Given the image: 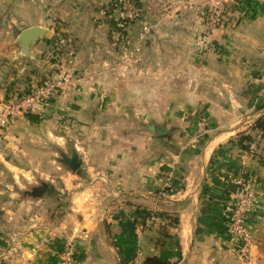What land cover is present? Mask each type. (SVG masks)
I'll return each mask as SVG.
<instances>
[{
    "label": "crops",
    "instance_id": "obj_1",
    "mask_svg": "<svg viewBox=\"0 0 264 264\" xmlns=\"http://www.w3.org/2000/svg\"><path fill=\"white\" fill-rule=\"evenodd\" d=\"M245 1L239 9L227 13L221 26L209 35L207 52L196 54L197 61L187 75L194 80L188 108L204 109L210 119L206 121L197 114L190 121L177 124L181 129L175 132L171 144L165 137L158 141L149 138L138 153L127 147L120 160L109 158V169L85 167L86 183L65 182L64 189L73 192L69 209L78 212L77 222L65 218L53 228L55 224L46 219L44 210L49 200L24 197L18 178L29 169L13 167L3 154L7 160L12 154L22 158L20 147L26 143L29 153L26 151L24 158L33 160V144L40 141L34 131L40 128L25 114L12 122L7 135H0V233L7 238L11 231L18 241L16 253L11 249L2 253L7 261L0 264H57L60 251L67 244L73 247V264H142L152 256L170 264H264V139L258 136L249 144V151L237 145L240 133H250L254 122L264 117V6ZM94 3L102 4L103 0H0V71L22 58L21 46L14 38L16 33L38 26L45 34L34 51L39 53L47 42L59 43L65 47L64 65L80 72L81 48L87 44L96 47L105 30L94 16L89 19V14L94 15L93 11L89 13L96 7ZM3 60L8 63L1 65ZM76 76L33 112L34 118L46 117L39 126L48 124V137L61 126V118L67 117L73 121L71 125L81 126L83 118L78 119L79 116L85 117L94 108L102 111L97 113L100 119L103 114L111 116L107 124L99 126L114 127L118 107L88 101L89 92L78 86L82 72ZM0 87L1 111L21 89L15 83ZM22 88L27 89L28 84ZM163 92L168 94V90ZM181 92L182 87H176L174 93ZM160 107L163 109L162 103ZM168 109L165 108L166 113ZM148 115L149 121L154 119L153 125L170 123L167 118L155 119L152 110ZM92 119L86 120L87 128L97 124ZM87 135L86 142L99 141V134ZM104 136L107 135H103V142L118 143L119 138ZM127 142L131 143L130 138ZM112 148L119 149L117 144ZM165 165L175 170V181L168 191L162 185ZM3 170L11 172V182H7L9 176ZM237 181L242 182L240 186ZM14 186L23 197L19 202L13 200L17 194L12 191ZM243 188H250L255 197L246 220L251 244L240 255L238 240L226 232L225 226L235 192ZM51 192L55 193L52 189ZM50 213L51 216L53 212ZM170 216L178 222L163 229V233L154 227L146 229L150 219L162 217L166 221ZM64 228L72 233L55 234L56 229ZM5 242L0 246L5 247Z\"/></svg>",
    "mask_w": 264,
    "mask_h": 264
},
{
    "label": "rangeland",
    "instance_id": "obj_2",
    "mask_svg": "<svg viewBox=\"0 0 264 264\" xmlns=\"http://www.w3.org/2000/svg\"><path fill=\"white\" fill-rule=\"evenodd\" d=\"M129 1L132 5L130 11L134 14L132 18L127 16L129 10L119 4L117 0H103L102 4L94 3L96 7L92 10L89 9V13L93 11L92 14H94H89L90 21L94 16L97 23L103 24L105 30L102 32V38H99L102 41H98L96 47L87 44L81 48L83 56L79 63V66L82 67H80L82 69L80 72L64 65L62 55L65 52V47L59 43L55 42L50 45L47 42L43 46L41 45L42 48L39 53L34 51L43 35L34 45L30 46L28 53L24 54L20 51L19 56L22 57L20 62L5 65L4 62L8 63V61H2L1 65H5V68L0 71V85L2 84V86L15 83L22 92L26 90V88H22V85L32 86L49 79L58 73L56 69L59 66H63L72 73L73 80L75 77L77 78V74L82 72V76L79 78L82 79V83L78 86L81 85L80 87L87 89L89 92L88 101L91 100L94 104L104 103L106 105L108 103L111 107L113 105L118 107V113L115 115L117 119L114 118V127L99 126L100 123L107 124L111 120V116L110 114H103L100 119L97 113L99 115L102 111H97L94 108L89 110L85 117L84 115L79 116L78 119L83 118L81 126L71 125L73 121L67 120V117L61 118L62 127L54 128L53 131L55 130V132H51L52 136L49 137L46 131L49 129L48 124L39 126L46 117L35 116L37 118L35 125H38L40 129L35 130L34 133L40 138V141L33 144V160L28 161L24 158L27 152L29 153L28 148H26L29 147V144L26 143L20 147L21 150L23 149L22 158L21 156L17 158L12 154L13 157L7 160V155L3 154V158L9 161L13 167L29 169L27 173L19 175L18 178L20 184L23 185L24 197L27 199L42 197V199L49 200L45 204L44 210L47 214L46 219L55 224L53 228L59 227L65 218L73 222H77L79 219L78 212L69 209L73 192L70 193L71 191L65 190L64 183H69L70 180L73 183H86L88 180L84 179L86 178L85 167L94 166L103 170L109 169L111 165L109 158L115 156L120 160L124 156V152L128 151L127 147H129L130 152L138 153L144 145L149 143V138L158 141L162 140L163 137L171 144L173 135L181 129L177 124L190 121L197 114H202L201 117L206 121L210 119L209 113L204 109L193 111L194 109L188 108L193 98L190 91L194 80L187 75H190L189 72L194 65L193 63L197 61V55H204L203 52H207L205 47L211 44L208 40L209 35L221 26L227 18V13L240 8L241 2L244 0ZM214 11L220 12V22L213 28L210 26L209 18ZM89 24L90 22L85 26ZM145 24L150 27V31L144 39L138 41L141 28ZM17 36L18 32L14 36L16 42ZM134 44H137L140 50L136 55L130 57L129 53ZM100 45L103 47L101 48ZM88 50L91 51L89 54L87 53ZM193 55L195 56L192 57ZM181 56L183 58H180ZM159 57H162V62ZM57 63L58 65H56ZM176 87H182V92L177 95L174 93ZM165 90H168V94L163 92ZM161 103L163 109L160 107ZM193 106L198 105L194 104ZM165 108H169L167 113ZM147 110L150 112L152 110V114L157 116L155 119L166 120L167 118L170 123L164 121L162 125H153L154 119L149 121L147 117L150 112ZM25 116L31 121L29 116L34 117V113H28ZM89 119H92L93 124H97L87 128L86 125L89 122H85ZM11 124L1 129L0 135H7ZM208 126H210V121ZM151 128L166 131L164 135H159L150 130ZM87 133L99 134V141L86 142L89 137ZM250 134L254 135V132ZM103 135L113 136L114 140L119 138L118 143L110 140L103 142ZM107 136H104V139L108 138ZM129 138L131 143L127 142ZM43 140L45 141L43 142ZM115 144L119 149L112 148ZM96 146L103 149L97 151ZM2 147L6 153V148ZM88 152L89 154H87ZM17 153L21 154L18 151ZM84 159L86 162L83 161ZM165 167L166 169L162 172L164 189L166 188L165 183L169 182L172 185L175 181V170L166 165ZM3 171L8 173L7 182H11V172ZM15 177L17 176L15 175ZM44 186H47L48 190L41 195L42 191L46 189ZM51 189L55 193L51 192ZM12 191L17 193L13 199L14 202L22 200L23 197L18 194L20 190L14 186ZM50 212H53L51 216L49 215ZM71 213L74 214L70 219L68 216ZM157 213L159 214V212ZM154 217L156 218L157 215ZM175 218V216H170L168 219L165 218L166 221L162 217L155 220L150 219L146 229L154 227L156 231L159 230L160 233H163L162 230L168 226H175ZM110 226L107 225V228ZM168 229L170 230V228ZM60 230L57 231L56 229L55 234L64 236L66 233H72L65 228ZM10 232L6 235L7 238L0 233V243L4 244L7 241L5 247L0 246V262L2 260L7 261L2 253L10 251V249L12 253L14 251L16 253L15 241H18V236ZM67 246L72 247V244L65 245L60 253Z\"/></svg>",
    "mask_w": 264,
    "mask_h": 264
},
{
    "label": "built area",
    "instance_id": "obj_3",
    "mask_svg": "<svg viewBox=\"0 0 264 264\" xmlns=\"http://www.w3.org/2000/svg\"><path fill=\"white\" fill-rule=\"evenodd\" d=\"M119 4L129 10L127 15L129 18L134 17L131 13L132 5L129 0H117ZM251 3L264 6V0H248ZM210 26L213 28L220 22V12L214 11L210 15ZM150 31L148 25H143L138 36V41L144 39ZM138 44V43H137ZM134 44L129 56L132 57L139 52V46ZM58 65V63L56 64ZM58 73L49 79L36 83L32 86H28L25 91H22L7 102L1 110L0 114V130L10 125L14 120L24 114L33 113L44 101H47L50 96L62 91L66 85L72 82V73L63 66H59ZM169 181V179H168ZM241 181H237L238 186L241 185ZM166 188H170L171 185L165 183ZM254 192L250 188L239 189L235 192L233 200V208L228 216H226L225 230L228 234L238 240L240 255L247 252L249 245L251 244V229L247 226V211L254 201ZM75 260L74 252L71 246L65 247L59 254L57 264H73Z\"/></svg>",
    "mask_w": 264,
    "mask_h": 264
},
{
    "label": "trees",
    "instance_id": "obj_4",
    "mask_svg": "<svg viewBox=\"0 0 264 264\" xmlns=\"http://www.w3.org/2000/svg\"><path fill=\"white\" fill-rule=\"evenodd\" d=\"M246 2H249L248 0ZM29 118L32 121H36L37 119L34 117L29 116ZM250 133L254 132V135L248 134H241L237 139V145L241 150L249 151V144L253 142L255 139H257L258 136L264 139V117L258 118L253 126L250 128ZM256 136V137H255ZM255 137V138H254ZM46 189L42 191L41 195H43L46 190H48L47 186H44ZM49 187V186H48ZM166 191L169 190V188H165ZM177 220H175V224H177ZM142 264H170L167 261H163L159 257L152 256V257H146Z\"/></svg>",
    "mask_w": 264,
    "mask_h": 264
},
{
    "label": "water",
    "instance_id": "obj_5",
    "mask_svg": "<svg viewBox=\"0 0 264 264\" xmlns=\"http://www.w3.org/2000/svg\"><path fill=\"white\" fill-rule=\"evenodd\" d=\"M45 31L38 27H30L21 31L17 36V42L21 46V51L25 54L28 53L30 46L34 45L41 35H44ZM150 130L157 132L159 135H164L166 130H155L151 128Z\"/></svg>",
    "mask_w": 264,
    "mask_h": 264
}]
</instances>
